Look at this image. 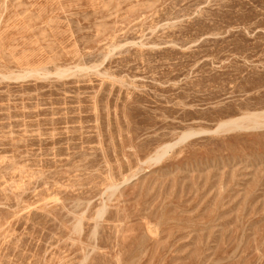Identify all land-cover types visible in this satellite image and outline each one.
<instances>
[{
    "label": "rangeland",
    "instance_id": "obj_1",
    "mask_svg": "<svg viewBox=\"0 0 264 264\" xmlns=\"http://www.w3.org/2000/svg\"><path fill=\"white\" fill-rule=\"evenodd\" d=\"M0 264H264V0H0Z\"/></svg>",
    "mask_w": 264,
    "mask_h": 264
},
{
    "label": "bare ground",
    "instance_id": "obj_2",
    "mask_svg": "<svg viewBox=\"0 0 264 264\" xmlns=\"http://www.w3.org/2000/svg\"><path fill=\"white\" fill-rule=\"evenodd\" d=\"M253 123H254V125H257L260 122L254 121ZM224 124L225 125H235L236 126L237 125V121L236 120H230V121L224 122ZM164 151H165V148H161L159 151L156 152L155 156L157 158H160L163 155Z\"/></svg>",
    "mask_w": 264,
    "mask_h": 264
}]
</instances>
